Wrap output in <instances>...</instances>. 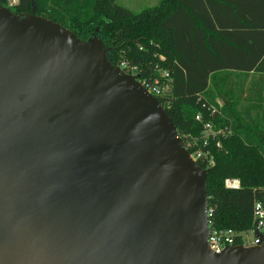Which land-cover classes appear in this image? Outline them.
<instances>
[{
	"label": "water",
	"instance_id": "95a60500",
	"mask_svg": "<svg viewBox=\"0 0 264 264\" xmlns=\"http://www.w3.org/2000/svg\"><path fill=\"white\" fill-rule=\"evenodd\" d=\"M208 235L207 172L160 101L97 36L0 4V264H264Z\"/></svg>",
	"mask_w": 264,
	"mask_h": 264
},
{
	"label": "trees",
	"instance_id": "16d2710c",
	"mask_svg": "<svg viewBox=\"0 0 264 264\" xmlns=\"http://www.w3.org/2000/svg\"><path fill=\"white\" fill-rule=\"evenodd\" d=\"M0 4L59 23L84 40L97 36L114 66L138 67V80L168 72V94L160 100L170 105L184 142L187 135L199 137L205 122L230 126L223 147H209L214 164H199L207 172L210 219L219 228L251 226L254 203L264 200V0H159L138 13L117 0ZM227 179L239 186L227 187Z\"/></svg>",
	"mask_w": 264,
	"mask_h": 264
},
{
	"label": "built area",
	"instance_id": "2783aa9c",
	"mask_svg": "<svg viewBox=\"0 0 264 264\" xmlns=\"http://www.w3.org/2000/svg\"><path fill=\"white\" fill-rule=\"evenodd\" d=\"M16 4V3H15ZM122 72L133 76L140 84L154 97H156L160 103V99L166 98L168 94V79L170 74L166 71L161 72V78L157 77L154 80H138L136 78V72L138 67L132 65L127 61H123L120 65L116 66ZM165 103V102H164ZM162 104V103H161ZM167 105V107H165ZM162 104V106L167 109L170 105L168 102ZM218 107L222 106V103L218 102ZM212 112H217V108L212 105L210 106ZM196 120L202 122V115L197 114ZM232 133L230 126L216 128L212 122H205L203 124V130L199 137H194L191 135L186 136L187 150L189 148H195L192 153L189 154L195 162L198 164L205 163L210 166L214 164L213 154L211 148H209L212 143L216 148L223 147V141L227 139ZM201 140L202 145L199 143ZM207 147L206 150L203 147ZM227 187H238L239 182L233 179L226 180ZM264 194V189H263ZM213 209L208 206V217H209V235L208 244L214 253H221L223 250L229 247H257L261 245L264 241L262 235H264V200H256L254 203L253 219L252 224L249 228L245 230H235L233 228H219L211 223V215Z\"/></svg>",
	"mask_w": 264,
	"mask_h": 264
},
{
	"label": "rangeland",
	"instance_id": "374dc122",
	"mask_svg": "<svg viewBox=\"0 0 264 264\" xmlns=\"http://www.w3.org/2000/svg\"><path fill=\"white\" fill-rule=\"evenodd\" d=\"M18 0H9V5L12 6L17 3ZM159 0H117V3L123 5L132 11L138 13L146 8L157 5Z\"/></svg>",
	"mask_w": 264,
	"mask_h": 264
},
{
	"label": "crops",
	"instance_id": "0c3cea01",
	"mask_svg": "<svg viewBox=\"0 0 264 264\" xmlns=\"http://www.w3.org/2000/svg\"><path fill=\"white\" fill-rule=\"evenodd\" d=\"M218 102L222 103V101L220 99L217 100ZM233 180H236V179H233ZM238 181V180H237ZM239 182V181H238Z\"/></svg>",
	"mask_w": 264,
	"mask_h": 264
}]
</instances>
